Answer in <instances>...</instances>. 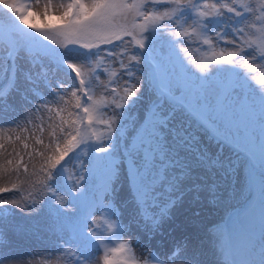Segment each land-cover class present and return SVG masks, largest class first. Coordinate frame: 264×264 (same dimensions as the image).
I'll return each mask as SVG.
<instances>
[{
	"label": "snow or ice",
	"instance_id": "obj_1",
	"mask_svg": "<svg viewBox=\"0 0 264 264\" xmlns=\"http://www.w3.org/2000/svg\"><path fill=\"white\" fill-rule=\"evenodd\" d=\"M34 2L39 7L41 0ZM50 10L60 23L41 28L25 18L29 4L0 0L6 53L0 56V101L20 92L22 79L30 85L22 99L54 114L48 116L54 125L49 142L36 141L40 167L23 168L35 189L32 202L0 196V236L11 226L7 205L25 211L39 201L58 234V264H201L199 248L187 241L153 246L124 239L131 225L115 206L126 164L142 221L137 226L148 242L162 236L171 210L200 187L197 170L225 167L221 156L201 146V132L218 152L231 144L245 154L248 183L259 190L264 216V0H44L41 14L48 17ZM141 103L145 115L135 125ZM257 109L259 119L252 120ZM246 121L259 127V137ZM149 205L156 211L147 212ZM221 235L224 264H264V243L258 246L247 229ZM6 261L0 255V264Z\"/></svg>",
	"mask_w": 264,
	"mask_h": 264
},
{
	"label": "rangeland",
	"instance_id": "obj_2",
	"mask_svg": "<svg viewBox=\"0 0 264 264\" xmlns=\"http://www.w3.org/2000/svg\"><path fill=\"white\" fill-rule=\"evenodd\" d=\"M14 3L18 4H29L30 11L25 14V18L28 20L29 24H34L37 27H45L46 24L60 23L55 19L58 15L54 10H50V15L45 17L41 14L42 6L44 0H41L40 6L37 7L35 5L34 0H12ZM58 0H53V3H57ZM3 21L0 20V23ZM26 27V26H22ZM31 31V29H27ZM5 46L4 41H0V56L6 55L3 52V47ZM193 59L200 60L202 59L201 54L194 53ZM21 64L25 67L29 65V62L21 60ZM35 71H40L39 69H35ZM259 75V73H257ZM145 84L147 85V80H145ZM20 92H13L10 96L7 97L6 100L0 101V188H4L9 186V183L4 181L2 175L9 170L12 171L19 166V174L26 175L24 173L23 168L25 165L28 166L29 172L32 171L33 166L37 169L40 167L41 157H39L36 153L40 146L36 144L37 140L43 139L44 143L47 144L50 139V135L52 132V125L49 120V115H54L53 113H48L44 111V105H41L39 101L33 100V103L29 104L26 100L22 99L21 93L30 87L27 83H25L22 79L19 81ZM150 93L145 90V97L147 98ZM29 98L31 99V94H29ZM67 99V98H66ZM146 103V101H145ZM145 103H141L134 111L132 116V121H135V125H139L141 123V116L145 115ZM75 104V98H71L68 106V110H73L71 105ZM39 107V111H35L36 107ZM48 107L55 109V104H49ZM61 107H65V105H61ZM35 111V115L32 113ZM67 119V112L61 113ZM54 119L56 121L59 120L58 116H55ZM259 119V110L257 109L255 115L252 117V120ZM130 121L127 125V129L125 130V139H131L128 136L129 132H132L134 124ZM249 124L248 131L253 134L255 137H259L261 135L260 129L256 126L252 121H246ZM102 126H97V131H102ZM244 129L241 127V133H243ZM133 135H135L133 133ZM19 137V139H17ZM201 146H206L208 151L213 155H219L224 159L225 167H217L211 170L205 171L203 169L197 170V175L199 183H216L217 193L220 194L221 190L225 188L226 193L231 195L235 190L246 186V188L250 191L254 189L255 191V204L256 207L260 208L261 213V204L259 197L258 188H250L248 183V163L245 157V154L240 151V149L235 145H225L221 152L217 151V146L214 141L203 132L200 134ZM27 144L28 147L25 148L24 145ZM29 153H32L31 157ZM50 154V153H49ZM7 160H12V164L9 165ZM228 161H231L232 164L229 167ZM257 161L259 162V152L257 148ZM117 162H120V157H117ZM127 168L126 164L120 170V183L121 184V176L125 173L126 175ZM97 180L102 182V176L98 173ZM126 183V182H125ZM83 187V184H81ZM130 189V185L127 182L124 186ZM129 191V190H128ZM24 197L21 204L31 203L32 196L30 194L35 193V189L33 187L28 186L25 190L24 188ZM129 194V193H128ZM202 190H195L191 193L193 198L201 197ZM252 193H250V196ZM5 199V198H4ZM119 194L117 193L115 196V206L118 207L120 212V218L124 215L127 206H124L128 201H131L130 204H135L132 196L130 195V199L126 198L123 200L122 204L118 202ZM7 200V199H5ZM224 205V200L220 198V200H212L204 199L195 201L189 204L185 211L182 213L175 215L174 213L171 215L170 219L166 221L172 224H178L180 227H189L194 222L203 221L206 224H215L213 222L217 217L222 216V209ZM11 210V214L8 216V221L10 223V227H7L4 231H6L7 235L0 236V255L6 256L8 264L12 261L21 260L22 256L25 255L27 251L31 248L34 249L36 254L39 256H44L45 259H51V254L53 251L58 252L59 241L57 239V233L53 231L50 227L52 221L47 214L46 209H41L39 201H37L36 209H27L25 211H21L20 209L16 210L10 205L6 206ZM145 210L149 213L156 211V209L146 206ZM249 213V211L245 210ZM138 220H140V213L138 214ZM129 217V216H127ZM264 218V216H261ZM246 217L236 216L232 217V222L242 221ZM178 221V222H177ZM166 224L162 225V232H166L165 229ZM231 226V225H230ZM215 228V227H214ZM231 231L237 234V230L231 227ZM218 233V231L216 230ZM130 237L125 236L124 239H132L135 238L140 240L141 237L145 236V233L142 231V227L133 228V231L128 234ZM160 236V235H157ZM262 241V238L254 239V242L259 245ZM30 248V249H29ZM25 250V251H24ZM26 257L33 259L31 255L26 254ZM25 257V258H26Z\"/></svg>",
	"mask_w": 264,
	"mask_h": 264
},
{
	"label": "bare ground",
	"instance_id": "obj_3",
	"mask_svg": "<svg viewBox=\"0 0 264 264\" xmlns=\"http://www.w3.org/2000/svg\"><path fill=\"white\" fill-rule=\"evenodd\" d=\"M4 181L6 180L9 183V186L4 188L12 189L13 185H16V189L6 193H0V196L7 200H15L19 203H22L24 197V188L25 190L29 186L28 177L24 174L20 175L17 174L16 171H8L2 175ZM127 183L125 173L121 176V184L117 190L119 194L118 202L119 204L123 203V200L126 198L130 199V191L129 188L127 190L124 187ZM120 183V180H119ZM191 182H187L185 187L187 188ZM196 184L199 185V190H202L201 197L193 198L191 193L195 190L188 191L183 197V200L177 204L172 210L171 215L174 213L178 215L186 210L187 206L197 199L198 201L204 199H212V200H220L222 198L224 200V205L222 206V213L220 217H217L213 222L215 224H206L203 221L201 222H194L189 227H180L178 224H172L168 221H165L166 224L165 229L166 232H163V235L156 236L151 242H148L146 236L140 238L141 244L151 243L153 246L156 245H165L170 246L174 242L179 241H187L192 245H195L199 248L201 252L200 261L201 264H224L223 256L219 255V244L224 239L221 235L222 231L225 229H236L238 232V236L241 232L247 229L254 239L262 238V234H264V218L261 217L260 208L255 204V191L254 189L250 191L252 195L250 196L249 190L246 188L245 185L240 187L239 189L235 190L231 195L226 193L225 188L221 190V197L220 194L217 193V186L216 183H199L196 181ZM129 193V194H128ZM131 201H128L124 206L126 208V215L120 218L123 223L131 225V231L133 228H138L137 224L140 223L142 225V221L138 220V214L140 213L137 209L136 204H130ZM14 209L16 208L14 205H11ZM254 211L252 213V209ZM245 210L249 211L246 212ZM236 216H243L246 217L242 221L232 222L231 218ZM178 222V221H177ZM231 225V226H230ZM215 227V228H214ZM218 231V233L216 232ZM130 234V233H129ZM130 237L129 235H127ZM125 238V237H124ZM261 243H264V239H262ZM260 243V244H261ZM259 244V245H260ZM258 245V246H259ZM30 249V248H29ZM25 252L28 255H31L33 259L26 257V254L22 256L21 260L12 261L9 264H58V252L53 251L51 254V259H45L44 256H39L36 254L33 248ZM25 251V250H24ZM26 257V258H25ZM10 261V260H8ZM6 261V264H8Z\"/></svg>",
	"mask_w": 264,
	"mask_h": 264
}]
</instances>
